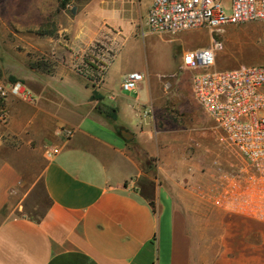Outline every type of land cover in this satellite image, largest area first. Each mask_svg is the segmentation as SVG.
Wrapping results in <instances>:
<instances>
[{"label": "crops", "instance_id": "1", "mask_svg": "<svg viewBox=\"0 0 264 264\" xmlns=\"http://www.w3.org/2000/svg\"><path fill=\"white\" fill-rule=\"evenodd\" d=\"M126 2L143 22L151 0ZM94 12L69 18V42L37 39L40 69L22 82L33 101L0 98V264H264L263 221L215 205L211 178L184 181L179 165L175 175L173 165L154 164L170 150L160 121L174 71L157 61L138 69V47L121 57L123 33L95 51L102 16ZM106 58L101 80H91L89 62ZM129 72L144 75L135 91L122 89ZM62 129L72 136L61 139ZM50 146L59 152L49 159Z\"/></svg>", "mask_w": 264, "mask_h": 264}, {"label": "rangeland", "instance_id": "2", "mask_svg": "<svg viewBox=\"0 0 264 264\" xmlns=\"http://www.w3.org/2000/svg\"><path fill=\"white\" fill-rule=\"evenodd\" d=\"M94 6L102 16V31L91 48L106 50L113 36L123 33L126 39L121 57L138 47L140 62L133 64L138 69L146 68L147 62L157 61V66L174 71L168 78L169 81H177L176 88L169 91V117L165 123L160 121L161 126L165 124L164 127L169 129L164 144L170 150L155 157L154 164L167 162L173 165L170 170H175V175V167L179 165L183 168L182 180L200 176L211 178L212 184L223 173L237 168V159L225 152L217 141L212 120L194 101L190 89L191 72L179 68V59L184 52L206 47L214 39L222 43L215 53V68L230 70L241 66H264L262 21L228 25L217 32L196 29L176 35L145 32L146 36H143L142 29L147 31L148 28L144 20L143 23L141 19L133 20L126 0H103L102 4L101 0H0V81L24 83V76L30 74L32 65L42 58L34 45L37 39L51 34L58 36L60 42H69V18L82 16L90 20L95 13ZM115 20L121 21V24L115 23ZM127 26L134 27L136 36L128 34ZM89 59L87 57V62ZM107 60L89 62L88 67L95 65L90 71L91 80H101ZM78 68L83 72L88 69L86 66ZM154 180L159 181L157 173H154ZM195 182L184 185L194 191L198 185ZM209 186L206 185V188ZM148 189L145 190L147 194L151 188Z\"/></svg>", "mask_w": 264, "mask_h": 264}, {"label": "built area", "instance_id": "3", "mask_svg": "<svg viewBox=\"0 0 264 264\" xmlns=\"http://www.w3.org/2000/svg\"><path fill=\"white\" fill-rule=\"evenodd\" d=\"M252 21L264 22V0H151L144 20L148 30L142 29V35L217 32ZM221 46L212 39L181 56V69L191 72L194 101L212 120L220 146L237 159L238 167L216 178L208 192L218 207L264 222V66L219 70L215 53ZM143 81L142 73L129 72L122 89L135 91ZM9 95L33 101L21 81H0V98ZM0 119L6 120L5 113ZM71 136L69 129L60 132L63 140ZM58 152L53 146L45 148L49 159Z\"/></svg>", "mask_w": 264, "mask_h": 264}, {"label": "trees", "instance_id": "4", "mask_svg": "<svg viewBox=\"0 0 264 264\" xmlns=\"http://www.w3.org/2000/svg\"><path fill=\"white\" fill-rule=\"evenodd\" d=\"M32 66H33L32 68H34V69H40V64H38V63H37V64L35 63V64L32 65ZM34 66H35V67H34ZM42 70H44V69H42Z\"/></svg>", "mask_w": 264, "mask_h": 264}]
</instances>
